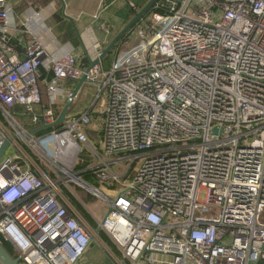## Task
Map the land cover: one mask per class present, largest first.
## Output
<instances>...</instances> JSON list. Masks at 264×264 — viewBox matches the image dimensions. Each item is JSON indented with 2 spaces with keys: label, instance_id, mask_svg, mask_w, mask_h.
Returning <instances> with one entry per match:
<instances>
[{
  "label": "built area",
  "instance_id": "built-area-1",
  "mask_svg": "<svg viewBox=\"0 0 264 264\" xmlns=\"http://www.w3.org/2000/svg\"><path fill=\"white\" fill-rule=\"evenodd\" d=\"M149 10L106 69L85 70L98 42L84 63L53 55L28 17L20 56L4 41L12 8L0 0V234L19 264H76L90 241L78 191L106 204L96 223L113 264H264V0ZM81 75L99 88L90 106L31 132L72 102Z\"/></svg>",
  "mask_w": 264,
  "mask_h": 264
},
{
  "label": "crops",
  "instance_id": "crops-1",
  "mask_svg": "<svg viewBox=\"0 0 264 264\" xmlns=\"http://www.w3.org/2000/svg\"><path fill=\"white\" fill-rule=\"evenodd\" d=\"M7 1L12 8V25L4 33V41L13 46L20 56H22V38L26 39L28 36L27 33H23L24 20L28 17L29 20L26 23L32 32L42 35L51 54L59 55L63 52H70L82 56L84 63L87 61L84 52L87 51L90 55L93 51L92 43L96 41L103 48L133 12L147 0H62L63 4L61 0H34V5L28 3L29 0ZM34 12L36 14H33ZM93 14L96 16L93 17ZM111 58L112 54L103 57L99 61V67L104 69L101 67L102 60L107 61L108 67ZM88 197L90 196L82 197L79 194L82 204L74 198L71 199L72 207L77 212L85 231L90 235V241L76 264H113L114 257L106 250L109 245L98 234L101 230L95 232L97 220L93 219V215L85 207L84 202ZM79 208H82L87 215L85 216ZM92 239H96L106 247H102L104 252L94 244H90Z\"/></svg>",
  "mask_w": 264,
  "mask_h": 264
},
{
  "label": "rangeland",
  "instance_id": "rangeland-1",
  "mask_svg": "<svg viewBox=\"0 0 264 264\" xmlns=\"http://www.w3.org/2000/svg\"><path fill=\"white\" fill-rule=\"evenodd\" d=\"M145 16H149V18H155V15L152 11L148 10L145 14ZM101 67L105 69L107 67V61L102 60ZM99 88L96 83L93 82H83L81 86L79 87L78 91L76 92V95L72 102L69 104V106L66 109V114H75L79 113L81 111H84L88 106H90L92 100L95 98V95L98 93ZM103 103H104V96L103 94H99L98 98L96 99L94 105L90 107L89 109V116H90V122L89 126L94 130L98 131L100 127V119L103 114ZM23 109L21 111V114H24ZM18 120H20L23 124L29 125V118L26 115H20ZM46 131H42L41 133H44ZM49 139V138H46ZM92 184V183H90ZM93 185V184H92ZM85 207L87 210L90 211V213L93 215V219L100 220L106 210V204L103 201H100L93 197H88V199L84 202ZM90 244H94L99 250L103 251L104 247L102 244H100L96 239H92V242ZM109 244V243H108ZM111 245V244H109ZM103 247V248H102ZM110 248H106L107 253H109L112 257H117L118 255L114 253L111 248L112 246H108ZM113 251V253L111 252ZM106 253V252H105ZM104 254V253H103ZM116 254V255H115Z\"/></svg>",
  "mask_w": 264,
  "mask_h": 264
},
{
  "label": "water",
  "instance_id": "water-1",
  "mask_svg": "<svg viewBox=\"0 0 264 264\" xmlns=\"http://www.w3.org/2000/svg\"><path fill=\"white\" fill-rule=\"evenodd\" d=\"M155 0H147L138 10L134 11L132 16L127 20V22L113 35V37L109 40V42L101 49L99 55L87 62V66L85 67V70L93 66L94 64H97L103 57L109 55V53L112 51L113 47L123 38V36L129 31V29L137 22L139 21L146 12L151 8V5L153 4ZM62 4L63 1L61 0ZM67 17V16H66ZM68 18V17H67ZM77 38L78 34L76 33ZM85 56L88 58L86 52ZM85 82L84 75H81L75 82L73 88L71 89V95H75V93L78 91L81 84ZM70 103V97L67 98L64 103L62 104L60 110L58 111L56 118L53 122L38 126L31 130V132H38L44 129H47L49 127H52L54 125L59 124L64 119V113ZM214 130V129H213ZM7 142L4 144L6 146ZM2 153V150H0V155ZM96 231L98 232V228H96ZM20 256L17 255L13 257L1 244L0 242V262L1 264H19Z\"/></svg>",
  "mask_w": 264,
  "mask_h": 264
},
{
  "label": "trees",
  "instance_id": "trees-1",
  "mask_svg": "<svg viewBox=\"0 0 264 264\" xmlns=\"http://www.w3.org/2000/svg\"><path fill=\"white\" fill-rule=\"evenodd\" d=\"M25 2V1H24ZM28 3H31L32 5H34V0H29L28 1ZM26 5V4H25ZM124 39V36H123V38L113 47V49H112V51L110 52V54H112L113 55V52H114V49L117 47V45L122 41ZM109 54V55H110ZM108 55V56H109ZM105 57H107V56H105ZM84 61V60H83ZM82 61V62H83ZM41 89H42V87H41ZM42 91V90H41ZM42 94H43V91H42ZM87 162H88V156H84V161L83 162H79V164L76 166V168H81V167H83L84 165H86L87 164ZM82 176L84 177V178H86V179H88V181H90V183H92V184H94V182H93V180L92 179H90V176H89V174L87 173V172H84L83 174H82ZM78 193L82 196V197H86L87 196V194L85 193V192H83V191H78ZM80 209V211L86 216L87 214H86V212L85 211H83L82 210V208H79ZM98 234H99V236L101 237V238H103L102 240H104L107 244L109 243V244H111L110 242H109V240L107 239V237L104 235V233L103 232H101V231H99L98 232ZM0 242H1V244L3 245V247L13 256V257H15V256H17L18 254H17V252L15 251V249L13 248V246L11 245V243L9 242V241H7L1 234H0ZM108 244V245H109ZM109 246H112V244L111 245H109ZM111 248H113V250L115 251V249H114V247L112 246ZM116 252V251H115ZM117 253V252H116Z\"/></svg>",
  "mask_w": 264,
  "mask_h": 264
}]
</instances>
